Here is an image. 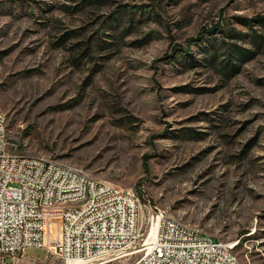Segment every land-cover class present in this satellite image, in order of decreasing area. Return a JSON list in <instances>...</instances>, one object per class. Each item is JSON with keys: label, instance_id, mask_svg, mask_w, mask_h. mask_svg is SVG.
<instances>
[{"label": "rangeland", "instance_id": "1", "mask_svg": "<svg viewBox=\"0 0 264 264\" xmlns=\"http://www.w3.org/2000/svg\"><path fill=\"white\" fill-rule=\"evenodd\" d=\"M230 42L250 57L225 76ZM0 112L17 153L130 189L264 264V0H0ZM5 260L64 264L36 248Z\"/></svg>", "mask_w": 264, "mask_h": 264}, {"label": "built area", "instance_id": "2", "mask_svg": "<svg viewBox=\"0 0 264 264\" xmlns=\"http://www.w3.org/2000/svg\"><path fill=\"white\" fill-rule=\"evenodd\" d=\"M0 112V264L27 248L44 249L78 264H243L233 242L221 244L195 227H176L130 189L97 181L55 164V159L16 152L7 141ZM82 195L76 212L59 213L45 205L52 196ZM57 218L54 239L45 236V220ZM138 250V251H136Z\"/></svg>", "mask_w": 264, "mask_h": 264}, {"label": "bare ground", "instance_id": "3", "mask_svg": "<svg viewBox=\"0 0 264 264\" xmlns=\"http://www.w3.org/2000/svg\"><path fill=\"white\" fill-rule=\"evenodd\" d=\"M5 137H6V129H5ZM55 164H60V167L64 169H69V172H76V168L74 166L57 162V160H55ZM81 202H82V195H74L73 197L52 196V198H45V205H57V212L59 213L76 212V205H80ZM167 218H170V220L176 225V227L186 226V223L182 221L180 218L173 217V216H167ZM187 225L190 226L189 224ZM44 229H45V225H44ZM216 241H219V240H216ZM221 244H229V243L221 242ZM235 245L236 243L234 241L233 250L235 248ZM238 262L240 261L238 260ZM64 264H78V262L74 260H68Z\"/></svg>", "mask_w": 264, "mask_h": 264}, {"label": "trees", "instance_id": "4", "mask_svg": "<svg viewBox=\"0 0 264 264\" xmlns=\"http://www.w3.org/2000/svg\"><path fill=\"white\" fill-rule=\"evenodd\" d=\"M230 44H232V48L227 51L226 57L221 63V70L223 72L222 74L225 76H230L231 74H234L236 72L238 63L250 57V55H246V53H241L242 48L236 46L235 43L230 42ZM245 52L250 53L247 50H245ZM232 60H237L238 63H234Z\"/></svg>", "mask_w": 264, "mask_h": 264}, {"label": "crops", "instance_id": "5", "mask_svg": "<svg viewBox=\"0 0 264 264\" xmlns=\"http://www.w3.org/2000/svg\"><path fill=\"white\" fill-rule=\"evenodd\" d=\"M33 249V248H32ZM37 249V248H36Z\"/></svg>", "mask_w": 264, "mask_h": 264}]
</instances>
